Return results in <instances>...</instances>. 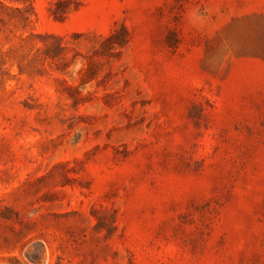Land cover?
Returning a JSON list of instances; mask_svg holds the SVG:
<instances>
[{
  "label": "rangeland",
  "instance_id": "obj_1",
  "mask_svg": "<svg viewBox=\"0 0 264 264\" xmlns=\"http://www.w3.org/2000/svg\"><path fill=\"white\" fill-rule=\"evenodd\" d=\"M0 264H264V0H0Z\"/></svg>",
  "mask_w": 264,
  "mask_h": 264
}]
</instances>
